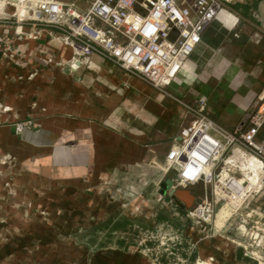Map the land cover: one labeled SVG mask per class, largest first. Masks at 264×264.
I'll use <instances>...</instances> for the list:
<instances>
[{
  "label": "crops",
  "instance_id": "crops-1",
  "mask_svg": "<svg viewBox=\"0 0 264 264\" xmlns=\"http://www.w3.org/2000/svg\"><path fill=\"white\" fill-rule=\"evenodd\" d=\"M10 1L0 0L2 32L14 35ZM224 5L165 92L100 55L77 60L53 29L28 24L25 36H13L14 58L0 57V158L18 163L32 209L7 219L0 264H173L175 254L186 264H264L241 215L221 228L188 219L199 231L189 227L169 253L131 238L148 228L141 223L170 222L143 214L144 195L172 179L161 166L193 120L186 106L207 99L210 118L234 132L264 97V0ZM21 121L32 125L16 134ZM255 250L260 259L250 257Z\"/></svg>",
  "mask_w": 264,
  "mask_h": 264
},
{
  "label": "built area",
  "instance_id": "built-area-1",
  "mask_svg": "<svg viewBox=\"0 0 264 264\" xmlns=\"http://www.w3.org/2000/svg\"><path fill=\"white\" fill-rule=\"evenodd\" d=\"M13 6L16 27L10 35L2 32L0 5L1 58H14L13 36H25V25L50 28L77 60L100 55L161 92L179 79L208 25L225 9L223 0H93L87 9L61 0H17ZM186 108L193 120L179 131V142L164 156L161 170L173 176L175 188L201 187L188 219L212 225L220 209L230 206V217L241 215L240 227L264 249V212L250 207L264 198V97L234 132L210 118L207 99ZM31 125L18 122L16 134ZM249 255L261 258L258 250Z\"/></svg>",
  "mask_w": 264,
  "mask_h": 264
},
{
  "label": "rangeland",
  "instance_id": "rangeland-1",
  "mask_svg": "<svg viewBox=\"0 0 264 264\" xmlns=\"http://www.w3.org/2000/svg\"><path fill=\"white\" fill-rule=\"evenodd\" d=\"M63 2H75L81 9H87L90 3L93 0H61ZM230 2H236L237 0H228ZM13 3H17L16 1H10L7 3L8 6H13ZM225 3V0H223ZM18 171V163L13 159L0 158V232L4 233L3 228L5 229L8 224V218L13 216V214L19 213H30L31 207V196L26 191L27 188V179L24 180L22 177V181L20 180L21 186L17 185V175L15 174ZM173 177V176H172ZM159 185H151L148 191V196H146V192L144 198L148 205L145 206V210L143 212L147 218L151 221L154 219L156 215H161L166 219H170L168 223H157L151 222L149 225L145 223H141L143 225H147L148 228H136V231L132 233V239H134L137 243L142 242V239L145 238L151 239L147 241L149 242L151 248H154L159 251H164V253H169L172 251V248L183 247L184 240L182 239L183 232L188 230L189 227H193L196 233L199 231V228L196 231V227L190 223L187 218V211L181 210L178 204L168 195L162 194L161 189H158ZM161 187V186H160ZM201 187H195V191H200ZM162 195V196H161ZM39 198H42L39 196ZM34 200H37L36 198ZM258 207L262 209L264 212V198L260 199L258 202ZM228 207L221 208L218 212L216 218V226L221 228L224 226L225 222L231 216V210ZM251 207V206H250ZM252 208V207H251ZM54 208V212H55ZM44 207L36 208V214L45 215L47 212H44ZM163 222V221H158ZM48 224H51L48 221ZM210 226V225H209ZM208 226V227H209ZM149 229V230H148ZM153 236V238H151ZM0 241H4V238L0 236ZM135 242V243H136ZM181 242V244H179ZM148 242H145L147 244ZM175 245V246H174ZM167 249V250H166ZM151 253H154L151 251ZM172 255L175 260L172 262L173 264H186L183 262L179 255ZM209 258L207 261H210ZM197 264V263H195Z\"/></svg>",
  "mask_w": 264,
  "mask_h": 264
},
{
  "label": "water",
  "instance_id": "water-1",
  "mask_svg": "<svg viewBox=\"0 0 264 264\" xmlns=\"http://www.w3.org/2000/svg\"><path fill=\"white\" fill-rule=\"evenodd\" d=\"M161 193L168 194L182 209L189 210L193 208L197 202V196L191 189H188L184 184L181 188H175L172 179L166 180L161 185Z\"/></svg>",
  "mask_w": 264,
  "mask_h": 264
},
{
  "label": "trees",
  "instance_id": "trees-1",
  "mask_svg": "<svg viewBox=\"0 0 264 264\" xmlns=\"http://www.w3.org/2000/svg\"><path fill=\"white\" fill-rule=\"evenodd\" d=\"M260 1H262V0H257V3L260 2ZM165 219H166V218L162 217L161 215H159V217H158V220H159V221H163V220H165ZM126 225H127L126 222H121V223H118V224H117V227H119V228H123V227L126 226Z\"/></svg>",
  "mask_w": 264,
  "mask_h": 264
},
{
  "label": "bare ground",
  "instance_id": "bare-ground-1",
  "mask_svg": "<svg viewBox=\"0 0 264 264\" xmlns=\"http://www.w3.org/2000/svg\"><path fill=\"white\" fill-rule=\"evenodd\" d=\"M230 208V207H229Z\"/></svg>",
  "mask_w": 264,
  "mask_h": 264
}]
</instances>
